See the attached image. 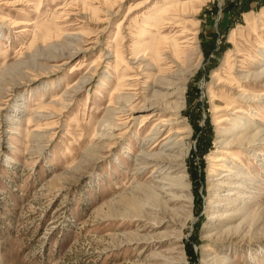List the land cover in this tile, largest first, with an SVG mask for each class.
<instances>
[{"label":"rangeland","instance_id":"obj_1","mask_svg":"<svg viewBox=\"0 0 264 264\" xmlns=\"http://www.w3.org/2000/svg\"><path fill=\"white\" fill-rule=\"evenodd\" d=\"M164 5L0 0V264H264V97L241 101L223 82L264 65V0H193L174 15L182 26L155 27ZM183 29L186 134L178 169L159 173L140 155L159 147L144 144L146 111L114 143L107 128L151 95L152 43ZM235 118L251 140L214 164Z\"/></svg>","mask_w":264,"mask_h":264},{"label":"bare ground","instance_id":"obj_2","mask_svg":"<svg viewBox=\"0 0 264 264\" xmlns=\"http://www.w3.org/2000/svg\"><path fill=\"white\" fill-rule=\"evenodd\" d=\"M164 1L165 5L159 9V12L157 14L158 17L155 18L153 26H182L183 20H181L180 18H175L174 15H177V13L180 11L186 10L187 6H189L191 1L193 2V0H187L185 2H181L180 0H168V2H166V0ZM191 7L194 9V6ZM260 17L264 19V12L260 14ZM145 24L141 26V29L148 27ZM259 26V30L264 31V22L260 23ZM185 31L187 30L183 29L181 30L180 34H178L177 36L175 35L171 38L168 36H163L162 42L160 40H156L152 43V65L157 73L150 74V76L148 75L150 79L149 82L152 87L151 95L143 97L142 99H140V101L134 104H131L129 103V101H127V107H123L124 119L122 118L123 120H121L119 123H113V125L110 124L107 128L109 133L106 135V138L111 141L113 140L112 143H114L115 140L122 139L123 136L126 135L127 131L133 126L135 120L137 119L134 114L137 112L146 111L144 114L145 116L141 118L140 125L145 126L150 122L151 128L144 137V144L150 143L152 147H157L158 145L159 147L155 151H143L140 155H142V159L147 164L144 166L145 169L149 167H155L156 169H160L159 173H164L166 170H169V172H171L175 169H178L180 163L178 162L179 156L176 154V149L185 139L184 134H186V131L182 130L179 125L182 122V120L180 119L182 115L181 111L183 110V106L181 103L183 102L182 97L185 92V84L188 78L183 72H179L178 69H175V62L177 61L176 58H178V54L182 51H186V48H188V45H181L182 43L184 44L189 42L185 37ZM178 39H180V41H178ZM257 46L261 48L263 47L262 44L259 43L257 44ZM90 48L91 46H87V48H84V50ZM163 54L166 55L163 56ZM167 54H169L170 56ZM241 54L242 52H240V50L235 52L236 56H239ZM115 55V61L118 60V58L123 60L122 56H119L118 54ZM228 59L229 58H227V60L225 61L226 64H229ZM244 59L250 60L248 56ZM239 61V66L244 67L242 65L244 62L242 60ZM262 61L264 62V55H262ZM237 78L238 79L233 78L231 80L224 79L223 82H230V84H234V88L237 89L236 97L238 99H240L241 101L246 100L256 102L260 97H264V92L256 94L253 92H248V90L246 89L249 85L248 83L250 82L259 81L263 82L264 84V65H261V68L258 71L251 72L247 69V71L240 72L237 75ZM132 79H136V77H128L123 79L121 81V85H132L131 83H129ZM133 95L135 97L136 93H134ZM180 97L181 101L178 100ZM235 104L236 103L234 102V100H229L225 105V109H232V111H230V114L235 116L238 113H244V111L240 107L235 106ZM226 121H228L227 118L222 117L220 120H218L217 123ZM245 124L241 122L240 118H235L231 121V126L229 128H220L217 134L218 136L224 138L216 140L217 148H221V150H217L216 152H214L217 154L210 157L211 161L214 162V164L224 161L222 155L218 153H223L229 156V148L238 145L243 146V144L250 142L251 139L249 137L240 134L241 131L249 128V125ZM114 130L121 131L114 133L112 132ZM225 135L230 136L231 139H228V136L225 137ZM168 177L169 175H166L165 179H168ZM160 182L161 181L159 180V183ZM170 185V183H167L166 187H170ZM235 187H239V184L235 185ZM155 188L162 190L164 188V184L160 187L156 186ZM234 193L235 192L230 191L227 193V195H232Z\"/></svg>","mask_w":264,"mask_h":264},{"label":"built area","instance_id":"obj_3","mask_svg":"<svg viewBox=\"0 0 264 264\" xmlns=\"http://www.w3.org/2000/svg\"><path fill=\"white\" fill-rule=\"evenodd\" d=\"M232 1H241V0H232Z\"/></svg>","mask_w":264,"mask_h":264}]
</instances>
